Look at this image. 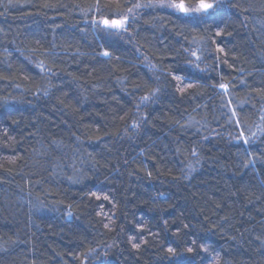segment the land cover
<instances>
[{
    "label": "trees",
    "instance_id": "obj_1",
    "mask_svg": "<svg viewBox=\"0 0 264 264\" xmlns=\"http://www.w3.org/2000/svg\"><path fill=\"white\" fill-rule=\"evenodd\" d=\"M96 3L0 0V264H264V0Z\"/></svg>",
    "mask_w": 264,
    "mask_h": 264
},
{
    "label": "snow or ice",
    "instance_id": "obj_2",
    "mask_svg": "<svg viewBox=\"0 0 264 264\" xmlns=\"http://www.w3.org/2000/svg\"><path fill=\"white\" fill-rule=\"evenodd\" d=\"M133 7L135 9H140L142 7L160 9L162 11L169 13L170 15L175 16L178 20H181L186 24L198 26L208 23L218 13V10L222 7V0H156L155 3H148L146 5L135 3L133 6L127 8V14L123 12H112L111 14L113 16H120L122 18L121 19L114 18L111 20H109L106 15V13L110 12V8L105 5H102L100 3V0H97V3L95 5V10L99 13V19L94 17L92 20V24L95 25L100 32L105 33L107 35H122L124 33H127L128 26L126 25L128 21V16L130 15L132 17L133 22H135L137 19V13L133 11ZM221 34H222L221 32L219 31L217 32V35H221ZM217 49L220 52L224 51V49L219 46H217ZM102 54L105 57L111 56V53L107 49H105ZM193 55H195V53H193ZM36 67L41 72L45 71L44 64L42 61L38 62L36 64ZM151 67H155V66H151ZM195 67L199 69L198 64L195 65ZM174 78L182 79V77H174ZM187 87L192 88L194 87V84L189 83L187 84ZM219 87L227 88V85L221 84L219 85ZM151 95L155 96L156 91H153ZM141 100L148 101L149 96L148 95L142 96ZM53 143L55 144L57 142L53 141ZM245 143H247V141H245ZM250 163H253V161H250ZM69 179L71 180L72 178L70 177ZM93 195H95V193H93ZM104 199H108V197L105 196ZM105 227H107V225H105ZM133 247L138 248L139 245L133 244ZM203 250L205 252L208 251L207 248H204ZM187 251L191 253L194 250L193 248H188ZM167 252L171 254L173 257L177 255L176 250L172 247H169L167 249Z\"/></svg>",
    "mask_w": 264,
    "mask_h": 264
}]
</instances>
